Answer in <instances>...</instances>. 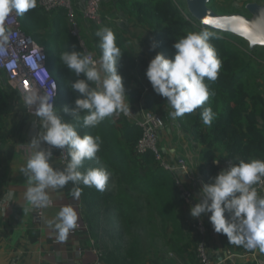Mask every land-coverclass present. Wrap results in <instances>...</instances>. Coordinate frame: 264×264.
Masks as SVG:
<instances>
[{"label": "trees", "instance_id": "obj_1", "mask_svg": "<svg viewBox=\"0 0 264 264\" xmlns=\"http://www.w3.org/2000/svg\"><path fill=\"white\" fill-rule=\"evenodd\" d=\"M183 8L186 9V3L182 0H135L131 12L137 13L140 22L154 30L157 47L166 57L174 56L173 44L187 33L203 30L211 33L209 43L221 60L218 78L205 79L210 93L208 100L192 113L179 117L178 122L192 141L206 147L207 167L202 171L206 180H212L218 170L214 163L218 153L233 158L235 163L241 159L264 160V91L249 80L256 75L248 61L252 53L248 55L241 49L234 42L235 36L231 39L230 34L203 28L188 12L187 17ZM18 20L22 30L46 51L47 66L57 85L56 111L64 121L72 123L80 135L99 136L102 140L96 157L85 160L80 170L105 169L109 173L105 190L78 185L82 190L84 219L102 262L146 264L156 258L161 264H177L161 258V244L175 254L188 250L186 262H201L196 252L201 237L199 231L193 234L192 229H184L178 213L187 200L175 173L159 165L152 150L140 154L135 149L143 135L142 127L130 120L119 132L110 117L96 127H84L82 119L76 121L70 112L63 111L65 106L72 109L75 99L81 95L70 87L71 82L83 79L60 60L63 52L75 50L83 54L79 39L72 34L68 10L60 7L46 11L37 0V6L18 16ZM114 34L122 52L117 70L123 79L126 100L135 104L140 101L142 92L130 89L136 80L132 54L126 39ZM80 35L85 41V36ZM85 44L88 51L101 56L99 39L95 44L87 41ZM253 54L257 59L264 58L255 50ZM204 108H211L214 113L210 126L202 121ZM8 112L7 95L0 89V139ZM192 243L196 248H192Z\"/></svg>", "mask_w": 264, "mask_h": 264}, {"label": "clouds", "instance_id": "obj_2", "mask_svg": "<svg viewBox=\"0 0 264 264\" xmlns=\"http://www.w3.org/2000/svg\"><path fill=\"white\" fill-rule=\"evenodd\" d=\"M36 6L37 0H0V25L10 14L23 16ZM95 36L99 38L101 49L98 61L75 50L60 54L61 62L69 70L77 77L81 74L85 77L71 82L70 87L81 95L75 99L72 109L67 106L63 109L65 113L70 112L72 119H82L84 127H96L106 117L130 112L123 79L117 70L122 52L116 36L107 26L100 27ZM210 37L211 33L206 30L189 32L173 44L176 50L173 57L157 52L149 61L145 75L153 90L166 98L167 107L171 109L168 114L173 120L204 105L210 95L205 79L215 81L218 78L221 60L209 43ZM7 39L5 29L0 26V54L4 53L3 44ZM150 47L154 50L156 42L153 41ZM28 63L35 67L31 59ZM50 86L51 92L24 94L25 106L34 109L41 124L30 140L31 155L19 172L28 181L26 200L40 208L48 206L47 189L63 188L71 182L103 192L109 180V173L103 168L80 170L85 160L96 157L102 140L99 136L80 135L72 123L62 119L53 103L55 81H51ZM201 117L203 123L210 126L214 113L211 108H204ZM42 144L50 147L43 148ZM53 148H66L68 162L62 169L50 164ZM256 185H264V160L231 161L211 183L203 184L198 202L190 207V215L199 218L210 213L208 218L214 231L225 234L230 244L264 253V196L258 195ZM81 191L74 187L71 195L79 199ZM77 219L72 206L61 207L54 223L58 241L66 240L76 227ZM49 223L53 224L52 221Z\"/></svg>", "mask_w": 264, "mask_h": 264}, {"label": "crops", "instance_id": "obj_3", "mask_svg": "<svg viewBox=\"0 0 264 264\" xmlns=\"http://www.w3.org/2000/svg\"><path fill=\"white\" fill-rule=\"evenodd\" d=\"M134 1L94 0V15L104 17L110 22L113 32L126 39L132 54L131 63L136 80L130 89L140 90L142 97L135 104L129 103L130 110L138 113L143 108L151 110L153 108V112L160 114L165 122L160 136V148L164 160L174 164L179 159L185 158L189 163L188 172H174L179 184L191 192V197L178 209L184 229H192L193 234H196V231H199L198 223L203 224L202 236L206 240L213 264H248L255 262L256 256L264 258V253L259 252L258 255H254L245 248L238 249L236 245L229 243L225 234L216 233L208 218L210 213L202 214L199 218L190 215V207L198 202L201 189L194 177L199 173L203 174L202 170L207 167L206 147L179 134V129L175 127V124L179 123V117L173 120L169 116L171 109L167 107L166 98L153 90L145 75L149 61L160 51L158 47L154 50L150 47L153 41L156 42L154 30L147 24L141 23L137 13L131 12ZM87 2V0L75 1L77 16L83 17L84 12L82 13L81 10L85 8ZM79 23L81 34L89 40L88 25H82V21ZM81 76L85 78L84 74ZM0 89L7 95L9 108L4 118L0 139V264H104L89 229L74 228L65 241L60 242L57 239L54 223L61 207L72 206L77 212V223L86 222L82 194L79 199H74L71 195L72 189L79 187L78 185L69 182L63 188L47 189L49 203L43 208L41 217L37 216L36 207L26 200L28 181L19 169L25 165L31 155L30 140L39 131L41 121L35 112L25 106L21 92L11 87L3 70H0ZM125 101L128 102L126 98ZM110 118L119 132H122L126 121L131 120L122 113L114 114ZM41 147L45 148L44 144ZM224 158V155L218 153V163H215L218 169ZM50 164L57 169L63 168L55 151ZM50 221L53 222L52 225ZM230 250L236 253L233 258L228 255ZM146 264L154 263L148 261ZM186 264L191 262L188 261Z\"/></svg>", "mask_w": 264, "mask_h": 264}, {"label": "built area", "instance_id": "obj_4", "mask_svg": "<svg viewBox=\"0 0 264 264\" xmlns=\"http://www.w3.org/2000/svg\"><path fill=\"white\" fill-rule=\"evenodd\" d=\"M38 2L46 11H51L60 7L66 8L68 10L69 21L72 25V34L79 39V43L83 50V53L87 54L89 58L94 61L99 60L94 52L88 51L85 41L81 38L80 30L74 17V8L72 0H38ZM0 26L5 29V35H7L8 37L7 41L3 44L4 53L0 54V70L6 72L11 87L18 89L23 97L26 93L36 94L40 92H51L52 88L50 86V83L51 81H55L56 84V79L48 69V57L44 48L39 45L31 35L25 33L22 30L20 22L18 20V16H16L14 13L5 17L2 22V25ZM40 56L42 57V59H40ZM29 59L33 61L35 67H33L32 64L28 63ZM8 64H11L12 67L7 68L6 65ZM57 95L58 91L56 85L53 98L54 107L56 105ZM31 110L35 112L34 109ZM123 115L126 116V118L131 119V121L135 122L143 129V135L139 139L135 147L138 153L141 154L146 150H152L156 160L160 162L161 165L164 166L166 169L173 172H186L189 170V163L185 158L179 159L177 163L174 164L164 160V155L160 148V136L162 129L165 126V122L160 114L153 112L149 108H143L138 113H135L130 110L127 115ZM44 147L48 148L50 146L44 144ZM54 151L58 155L59 162L64 167L68 162L66 158V148H53L52 152ZM231 161L235 163L233 158L225 157L221 166L217 170L216 175L221 170L227 168ZM194 179L198 184H200L201 188L204 183L212 182V180H206L202 173L197 174ZM255 187L257 188L258 195L264 196V185H256ZM181 189L183 191V196L186 198V200H188L191 197V192L184 189L182 186ZM43 208L36 207L37 216H42ZM75 228L77 230L89 229L88 224L86 222L77 223ZM197 229L199 230L201 236L196 250L197 257L200 259L202 264H213L209 257L206 240L202 236L204 232V226L201 222L198 223ZM249 251L252 252L254 255H258V253L260 252L258 249ZM228 255L229 257L233 258L234 256H236V253L230 250L228 252ZM255 263L264 264V258H262L261 256H256Z\"/></svg>", "mask_w": 264, "mask_h": 264}, {"label": "rangeland", "instance_id": "obj_5", "mask_svg": "<svg viewBox=\"0 0 264 264\" xmlns=\"http://www.w3.org/2000/svg\"><path fill=\"white\" fill-rule=\"evenodd\" d=\"M72 1H73V8H74V17H75V21L78 24L79 30H80V26H79L80 21H82V25L87 24L88 29L90 30L89 35H88L89 40L85 39V41L92 42L95 44L97 42V40L99 39L98 37L95 36V32L100 27H103V26H107V27L111 28L110 22L107 19H105L104 17H102L103 18L102 19L100 16L94 15V6H95L94 0H87L88 2L86 3L85 8L81 10L82 13L84 12L83 17H82V15L77 16L78 12L76 9V3H75L76 0H72ZM182 1H184L186 3V9L185 8L182 9L183 13L186 15V13L188 12L192 18H196L193 16L192 12L190 11V8L188 5V0H182ZM251 4H258V5L263 6L264 0H251V1L250 0H209V2H208L209 8L218 15L240 14L246 18L253 19V18H255V15L249 9V5H251ZM199 24H201L200 21H199ZM221 32H224L226 34H230L229 37L231 39H234V36H235L234 42L238 46H240L241 49L248 52V55H250V53H252V56L248 61L251 63L252 69L255 70L256 75L253 76L252 78H250L249 80L251 83H253L260 90L264 91V58H263V60L257 59L255 54H253V52L255 50L259 54H261V56L264 57V43L263 44L258 43V44L252 45L250 39H247V38H245V37H243L237 33L229 32V31H221ZM80 34H81V31H80ZM95 55H97V54H95ZM92 86H94V84ZM175 127H177L179 129L180 135L182 134L185 137L187 136V139L189 138V136L186 134L185 128L182 127L181 124L176 123ZM186 141L189 142L191 140H186ZM158 164L161 165L160 162H158ZM192 244H193L192 248L193 249L196 248L195 243H192ZM159 248L161 249L160 250L161 258L172 260V262H176L177 264H186V260H188V252H189L188 250H184L182 254H175V253H172L169 250H167L162 244L160 245ZM160 261L161 260H159V259L156 260V258L154 260H152V262L154 264H161ZM191 264H202V263L199 262V260L194 263L192 260Z\"/></svg>", "mask_w": 264, "mask_h": 264}, {"label": "water", "instance_id": "obj_6", "mask_svg": "<svg viewBox=\"0 0 264 264\" xmlns=\"http://www.w3.org/2000/svg\"><path fill=\"white\" fill-rule=\"evenodd\" d=\"M208 2L209 0H188L190 11L203 28L237 33L250 39L252 45L264 43V5H249L250 11L255 15V18L250 19L240 14L218 15L209 8Z\"/></svg>", "mask_w": 264, "mask_h": 264}]
</instances>
